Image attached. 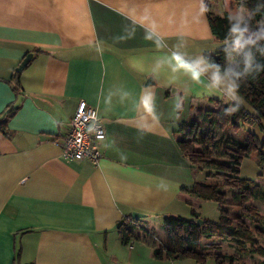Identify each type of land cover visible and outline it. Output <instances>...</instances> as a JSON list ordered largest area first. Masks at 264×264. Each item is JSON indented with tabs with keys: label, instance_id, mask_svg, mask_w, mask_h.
I'll return each instance as SVG.
<instances>
[{
	"label": "crops",
	"instance_id": "1",
	"mask_svg": "<svg viewBox=\"0 0 264 264\" xmlns=\"http://www.w3.org/2000/svg\"><path fill=\"white\" fill-rule=\"evenodd\" d=\"M206 1L0 0V120L16 100L10 76L40 50L21 73L26 95L9 135L0 133V264H16L17 252L18 264H185L156 259L148 240L124 245L117 225L145 214L142 225L164 248L162 215L186 217L193 204L207 217L200 200L182 193L203 172L176 142L183 121L212 109L209 99L235 101L204 61L223 47ZM80 100L105 127L97 163L62 157Z\"/></svg>",
	"mask_w": 264,
	"mask_h": 264
},
{
	"label": "trees",
	"instance_id": "2",
	"mask_svg": "<svg viewBox=\"0 0 264 264\" xmlns=\"http://www.w3.org/2000/svg\"><path fill=\"white\" fill-rule=\"evenodd\" d=\"M211 3L212 0L206 1L205 7L214 39L232 44L215 54L205 55L204 61L221 76L227 74L238 86L236 95L245 105L236 100L225 103L209 99L218 107L205 111L200 120L183 121L178 126L180 136L176 142L181 154L193 166L207 171L206 179L196 180L190 190L183 189L182 193L216 203L219 219L201 216L194 208L189 218L162 215L164 248L157 247L154 227L143 226L147 221L132 218V214L120 221L117 231L124 245L133 240H148L158 260L173 263L193 260L196 264H205L207 259L213 258L216 264H240V260L255 254L262 258L259 264H264V246L258 241L259 236H264V212L257 205L264 202V189L253 179L241 175L245 159L258 158L264 166V0H221L222 15L212 11ZM234 27L238 28L237 32L233 31ZM39 52L35 49L32 54ZM20 77L21 73L14 70L9 78L16 100L9 104L0 120V133L6 136L9 135L8 120L26 95ZM234 108L236 111H232ZM241 125L248 134L246 139H239L230 132L240 129ZM215 179L220 182L212 181ZM227 190H237L233 194L236 203L226 201ZM223 243L233 247L235 256L221 253ZM18 257L19 252L16 264Z\"/></svg>",
	"mask_w": 264,
	"mask_h": 264
},
{
	"label": "built area",
	"instance_id": "3",
	"mask_svg": "<svg viewBox=\"0 0 264 264\" xmlns=\"http://www.w3.org/2000/svg\"><path fill=\"white\" fill-rule=\"evenodd\" d=\"M105 137V127L97 108L80 100L70 121L68 135L62 142V157L68 162L97 163L102 157L101 143Z\"/></svg>",
	"mask_w": 264,
	"mask_h": 264
},
{
	"label": "rangeland",
	"instance_id": "4",
	"mask_svg": "<svg viewBox=\"0 0 264 264\" xmlns=\"http://www.w3.org/2000/svg\"><path fill=\"white\" fill-rule=\"evenodd\" d=\"M216 4H217V9H219V10L223 9L221 1L218 2L217 0L216 1L212 0V8L216 7L215 6ZM235 42H237V41H235ZM220 43H222V46H223L221 48H224L225 46H228L229 44H232L231 42H220ZM221 48H219V49H221ZM231 97H232L233 100L241 101L236 94L234 96L232 95ZM241 102L244 103V105H245V102L243 100ZM211 107H212V109H214L216 106L213 105ZM203 113H201L200 115H202ZM197 120H200V119H197ZM243 126L244 125H241V128L238 129V130L231 129L230 132H232L233 135L238 137V138L246 139L248 137V134L246 133V129ZM252 130H254V127L252 128ZM255 132L258 134V136L262 137L261 136V132H258L256 130V128H255ZM197 147H199V146H197ZM200 171L203 172V174L200 175V180L206 179L205 174L207 173V171H205V170H200ZM241 175L243 177H246V178H249V179H253L257 183H259L264 189V166H262L260 164V161H259L258 158H252V159L243 160L242 167H241ZM212 181H215V182H218V183L220 182V180H218V179H215V180H212ZM227 191H228V194L226 196V201L228 203H230V204L231 203H236L235 200L233 199V194L237 193V190H233V192H230L231 190H227ZM186 196H189V195H186ZM189 197H192V196H189ZM193 198H195V197H193ZM201 203H202L201 207L203 208L204 214H206L205 216H207L208 218H210L212 220H218L219 219L220 213H219V210H218V205L216 203L208 202V201H205V202L201 201ZM257 205L262 210V212H264V202L257 203ZM190 207L194 208L195 210H199V209H197L198 207H196L193 204H191ZM180 209H181V206L179 207V210ZM232 210H234V208ZM201 216H203V215L201 214ZM186 217H190V210L188 211V214L186 215ZM158 223L161 224L162 221L159 220ZM258 241L264 246V236H259ZM159 244L160 243H158V247H161ZM221 253L226 255V256H235V252H234L233 247H231L230 245H227V243H223V249H222ZM261 259L262 258H260L259 256L254 254V255H250V256L246 257L245 260L244 259L240 260V264H259ZM183 262H185V264H194L195 263L193 260H186V261H183ZM205 264H216V262H215V259L209 258V259L206 260Z\"/></svg>",
	"mask_w": 264,
	"mask_h": 264
},
{
	"label": "clouds",
	"instance_id": "5",
	"mask_svg": "<svg viewBox=\"0 0 264 264\" xmlns=\"http://www.w3.org/2000/svg\"><path fill=\"white\" fill-rule=\"evenodd\" d=\"M206 10V9H205ZM146 19V18H145ZM233 31L234 32H237L238 31V28L234 27L233 28ZM146 39H150L151 37L150 36H146L145 37ZM239 42V41H237ZM172 59L175 61V63L177 64V66L179 68H183L187 71H189L191 73V77H192V80L193 81H198L199 78H200V73L197 72V71H194L191 66L187 65L186 63H184V61L182 60V58L180 56H173ZM225 80H228V89L229 91L235 95L236 94V88L238 87L232 80L228 79L227 77V74L222 77L220 74H219V71L217 70L216 72L213 73L212 75V81H213V84L214 85H219L221 84L222 82H224ZM143 107L146 111V113L148 114H151L153 112V107H152V104L150 102V99L149 98H145L143 100ZM232 111H236V109H232ZM98 139H102V138H98Z\"/></svg>",
	"mask_w": 264,
	"mask_h": 264
},
{
	"label": "water",
	"instance_id": "6",
	"mask_svg": "<svg viewBox=\"0 0 264 264\" xmlns=\"http://www.w3.org/2000/svg\"><path fill=\"white\" fill-rule=\"evenodd\" d=\"M33 54L29 53L28 55H26V57L22 60V62L18 65V67L15 69L16 72L22 73L23 70L27 67V65L29 64L30 60L32 59ZM177 91L172 89V94L176 95ZM132 218L135 219H144L146 218L145 214L142 213H138V212H133L132 213ZM199 223H201V221H199Z\"/></svg>",
	"mask_w": 264,
	"mask_h": 264
}]
</instances>
